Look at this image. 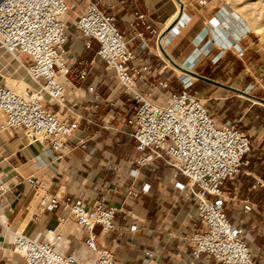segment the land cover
Instances as JSON below:
<instances>
[{"label": "crops", "instance_id": "obj_1", "mask_svg": "<svg viewBox=\"0 0 264 264\" xmlns=\"http://www.w3.org/2000/svg\"><path fill=\"white\" fill-rule=\"evenodd\" d=\"M94 1L102 11L115 16L116 25L132 50L141 43L139 38H133L132 29L138 14L146 16L155 34H163L179 10L176 0ZM180 1L184 4V18L188 20L185 29L176 37L168 34L159 38L140 26L139 31L144 33L150 50H145L135 63L140 65L143 60L147 61L152 69H156L151 80L167 81L171 92L178 93L182 89L178 70L193 75L195 80L189 92L204 99L205 105L211 102L209 106L220 108L222 116L228 118L218 122L213 116L216 122L231 121L247 134L246 131L251 129L241 128L238 122L250 125L259 109L254 105L259 102L239 91L264 100L259 86L249 91L256 78L264 76V63L260 62L262 54L251 55L249 50L253 43L250 38L239 37L236 33L231 35L220 25V14L225 9L220 11L219 0H206L204 6L197 0ZM75 2L78 8L66 17L69 21L66 47L72 51L73 60L68 62L71 83H65V87L69 104L82 110L85 119L72 140L77 143L84 138L88 150L95 151L87 157L86 151L78 147L68 154L58 153L60 158L53 168L41 144L27 145L19 131L0 132V185L6 187L5 193L0 192V264H26L24 258L11 251L5 227L32 239L42 238L49 229H60L63 238L57 246L59 252L73 254L80 262L93 260L95 254L85 244L84 233L75 225L67 204L81 199L90 208L102 198L107 206L117 208L118 212L114 230L103 231L96 227L97 244L110 250L119 264H209L210 260L205 256L193 258L187 240L192 230L204 225L192 190L176 189L174 169L162 160L139 168L136 175L131 173L137 168L133 162L140 155L126 121L134 111L131 110V116L112 121L114 129L101 128L100 120L109 111L106 98L116 86L117 78L114 71L108 70L97 57V41L92 40L90 48L84 47L83 38L74 25L80 0ZM156 49L163 56L158 55ZM238 50L247 56V60L240 58ZM12 59L0 47V81L3 83L6 76L17 75ZM22 69L23 74L26 73ZM84 70L88 76L81 80L79 74ZM91 86L95 87L98 98L88 91ZM142 90L146 91L147 87ZM158 102L163 103L164 97ZM90 119L98 124H90ZM38 155L45 165L37 164ZM248 159L249 165L242 167L224 184L225 213L235 226L249 233L247 242L254 263L264 264V139L257 148L253 146ZM111 164L117 165L119 171L109 169ZM178 181L186 183V178L180 176ZM145 184L150 185L149 191L141 193ZM131 189L133 194L129 193ZM42 193L57 196L61 204L53 211L41 212V201L37 198ZM247 205L251 206L250 211L245 209ZM132 226H136L135 231H130Z\"/></svg>", "mask_w": 264, "mask_h": 264}, {"label": "built area", "instance_id": "obj_2", "mask_svg": "<svg viewBox=\"0 0 264 264\" xmlns=\"http://www.w3.org/2000/svg\"><path fill=\"white\" fill-rule=\"evenodd\" d=\"M197 2L201 6L207 4L206 0ZM77 8L75 0H0V47L19 62L33 83L20 94L0 81V132L19 131L27 145L41 144L53 168L60 158L58 153L68 154L78 147L86 151L87 157L95 151L88 150L84 138L77 143L72 140L85 116L82 110L69 104L65 87V83H71L68 62L73 60L72 51L66 47L69 42L66 17ZM182 11L179 7L166 35L176 37L185 29L188 20ZM74 25L85 48H90L92 40L99 43L97 57L117 78L116 86L106 98L109 111L100 120L101 128L114 129L112 121L134 111L126 120L140 153L133 162L137 168L131 171L132 175L139 168L162 160L174 169L175 188L181 191L190 188L196 196L204 225L192 230L187 238L193 258L205 256L209 264H255L247 242L249 233L235 226L225 213L223 190L225 182L250 163L249 135L231 121L216 122L202 99L189 92L195 80L193 75L176 69L182 89L171 92L167 81L151 80L156 69L147 61L135 63L145 50H150L139 27L143 26L150 35L162 36L155 34L145 15L138 14L132 24L133 38L141 40L134 50L117 27L115 16L102 11L94 0H80ZM156 51L163 56L161 51ZM238 54L247 60L240 50ZM260 62L264 63V58ZM87 76L84 70L79 79ZM256 86L264 91V76L256 78L249 91ZM142 87L147 90L143 91ZM88 91L98 98L94 86ZM162 97L164 102L159 103ZM88 121L98 124L93 119ZM36 160L39 166L45 165L40 155ZM109 169L119 171L115 164L109 165ZM180 176L186 178V183L178 181ZM29 182L35 183L33 179ZM149 188L145 184L140 191L146 193ZM0 192H6L4 185H0ZM129 193L134 192L131 189ZM59 204L57 196L45 193L41 212L53 211ZM67 205L75 225L84 233L85 244L95 254L93 260L80 262L73 254L59 252L57 246L63 238L60 229H49L42 238L32 239L4 226L9 233L11 251L24 258L26 264H119L110 250L98 246L95 231L96 227L114 230L118 209L107 206L103 198L90 208L81 199ZM245 209L250 211L251 206ZM135 230L136 226L130 228Z\"/></svg>", "mask_w": 264, "mask_h": 264}, {"label": "rangeland", "instance_id": "obj_3", "mask_svg": "<svg viewBox=\"0 0 264 264\" xmlns=\"http://www.w3.org/2000/svg\"><path fill=\"white\" fill-rule=\"evenodd\" d=\"M246 1L247 0L245 1L244 0H219V4L221 7L220 11H223L222 10L223 7L225 9L220 14L219 23L226 30L228 29L231 35L236 33L239 35V37L245 36L246 38L247 37L250 38L253 45L251 46L249 53L251 55H257L260 53L262 54L261 58H264V16H263L264 8L250 9L246 7L247 5ZM251 14L254 18L252 19V21L249 19V16ZM215 30L218 33V28L215 27ZM262 30H263V33H261ZM216 42L217 41H215V43ZM12 64L14 68H16L17 70V75L16 76L14 75L13 77L6 76V78L4 79L5 84H7L11 88L12 84L9 83V79H10V80H22L28 83V85H30L28 78L26 76V73L24 72L23 74V69L18 67L19 66L18 61L12 59ZM262 93H264L263 90H262ZM257 96L261 97V94H258ZM242 100L243 102L252 104L251 101H246L247 99H242ZM202 101L204 102V99ZM210 103L206 102L207 108L210 110L211 114L217 119V121L220 122L222 118H225V117L222 116L220 108L217 107V109H213L211 106H209ZM245 104L246 103H244V105ZM254 108H259V109L257 111V114L253 115L254 118L251 120L250 122L251 124L245 125L243 121L238 122V124L239 126H241V128L245 130L251 129V130H247L246 132L251 137L252 148L253 146L254 148H257L260 142H263V139H264V105L260 103L255 104ZM131 115H132V112L130 111L128 114L124 116L127 117ZM226 119L228 118H225L224 120ZM261 125L262 127L258 128ZM251 127H254V128H251ZM261 129L263 130L261 131Z\"/></svg>", "mask_w": 264, "mask_h": 264}, {"label": "bare ground", "instance_id": "obj_4", "mask_svg": "<svg viewBox=\"0 0 264 264\" xmlns=\"http://www.w3.org/2000/svg\"><path fill=\"white\" fill-rule=\"evenodd\" d=\"M245 1V0H244ZM247 5L246 7L250 8V9H260V8H264V0H247ZM240 3V2H239ZM179 6V5H178ZM249 9V10H250ZM264 16V15H263ZM249 19L252 21L253 16L252 14L249 16ZM263 21V20H262ZM258 22V21H257ZM258 26V25H257ZM263 26V25H262ZM257 29V28H256ZM260 29V28H259ZM260 32V30H259ZM261 33H263V30L261 31ZM9 83L12 84L11 88H13L16 92L18 93H23L24 90L29 86L28 83L22 81V80H10L9 79ZM260 103V102H259ZM262 104V103H261ZM263 105V104H262ZM44 193L40 194L38 196V201L40 202L42 200ZM36 200V199H35Z\"/></svg>", "mask_w": 264, "mask_h": 264}, {"label": "water", "instance_id": "obj_5", "mask_svg": "<svg viewBox=\"0 0 264 264\" xmlns=\"http://www.w3.org/2000/svg\"><path fill=\"white\" fill-rule=\"evenodd\" d=\"M176 2H177V4L179 5L180 9L182 10V9H183V3H182L180 0H176ZM166 33H167V31L163 32L162 37H163L164 35H166ZM160 48H161V50L164 52V50H163V48H162L161 45H160ZM165 55H166V57L168 58V60H169L172 64L176 65V64L171 60V58H170L167 54H165ZM239 93H241L242 95H245V96L251 97V98L257 100L258 102H260V103H262V104L264 105V100L261 99V98H256V97L251 96V95H249V94H247V93H245V92H240V91H239Z\"/></svg>", "mask_w": 264, "mask_h": 264}]
</instances>
